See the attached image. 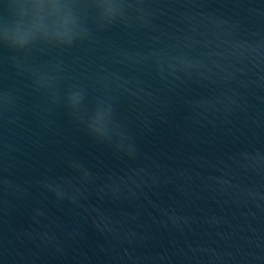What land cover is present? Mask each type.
Segmentation results:
<instances>
[{"label": "water", "instance_id": "1", "mask_svg": "<svg viewBox=\"0 0 264 264\" xmlns=\"http://www.w3.org/2000/svg\"><path fill=\"white\" fill-rule=\"evenodd\" d=\"M139 7L0 43V264H264V0ZM98 98L119 137L87 128Z\"/></svg>", "mask_w": 264, "mask_h": 264}, {"label": "clouds", "instance_id": "2", "mask_svg": "<svg viewBox=\"0 0 264 264\" xmlns=\"http://www.w3.org/2000/svg\"><path fill=\"white\" fill-rule=\"evenodd\" d=\"M142 0H4L6 19L0 23V43L9 49L23 51L34 44L67 49L78 41L89 38L88 19H94L103 28L119 20L127 23L132 13L140 12ZM89 9L93 10L91 13ZM137 22L142 17H135ZM47 78L41 76L37 81ZM84 101L83 90H71L66 94V107L74 117H79ZM112 106L106 99L98 98L91 110L87 128L97 138H108L112 119ZM116 151L127 149L117 141Z\"/></svg>", "mask_w": 264, "mask_h": 264}]
</instances>
